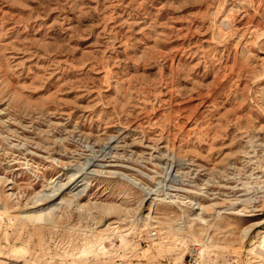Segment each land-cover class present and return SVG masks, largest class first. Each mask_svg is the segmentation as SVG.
Segmentation results:
<instances>
[{
	"label": "rangeland",
	"instance_id": "rangeland-1",
	"mask_svg": "<svg viewBox=\"0 0 264 264\" xmlns=\"http://www.w3.org/2000/svg\"><path fill=\"white\" fill-rule=\"evenodd\" d=\"M263 243L264 0H0V264Z\"/></svg>",
	"mask_w": 264,
	"mask_h": 264
},
{
	"label": "bare ground",
	"instance_id": "bare-ground-1",
	"mask_svg": "<svg viewBox=\"0 0 264 264\" xmlns=\"http://www.w3.org/2000/svg\"><path fill=\"white\" fill-rule=\"evenodd\" d=\"M256 18V17H255ZM177 138V136H176ZM185 226V225H184ZM188 232V231H187ZM246 232V231H245ZM247 234V233H246ZM245 235V234H244ZM195 240V239H194ZM196 243L198 244L200 250L203 252L209 248H217V249H221L223 250L225 248V246H220V245H215V244H212L211 241H202V240H197L196 239ZM260 244V243H259ZM225 250V249H224ZM256 250L259 252V253H262L264 252V243L262 245H259V246H256ZM251 251V250H250ZM264 255V254H263Z\"/></svg>",
	"mask_w": 264,
	"mask_h": 264
}]
</instances>
